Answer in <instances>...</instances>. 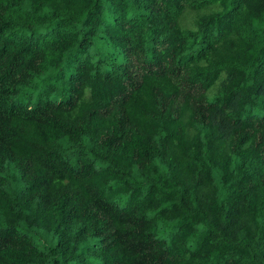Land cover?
Here are the masks:
<instances>
[{"label": "trees", "instance_id": "1", "mask_svg": "<svg viewBox=\"0 0 264 264\" xmlns=\"http://www.w3.org/2000/svg\"><path fill=\"white\" fill-rule=\"evenodd\" d=\"M0 264H264V0H0Z\"/></svg>", "mask_w": 264, "mask_h": 264}, {"label": "rangeland", "instance_id": "2", "mask_svg": "<svg viewBox=\"0 0 264 264\" xmlns=\"http://www.w3.org/2000/svg\"><path fill=\"white\" fill-rule=\"evenodd\" d=\"M38 232V231H33ZM36 241L41 245V246H50V245H56L57 244V238L50 233L46 232H39V234L36 233Z\"/></svg>", "mask_w": 264, "mask_h": 264}]
</instances>
